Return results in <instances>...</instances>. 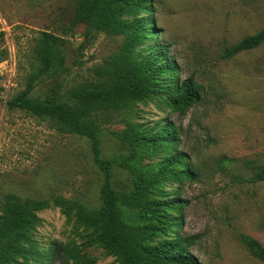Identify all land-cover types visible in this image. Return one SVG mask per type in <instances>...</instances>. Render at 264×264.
<instances>
[{"label": "rangeland", "instance_id": "1", "mask_svg": "<svg viewBox=\"0 0 264 264\" xmlns=\"http://www.w3.org/2000/svg\"><path fill=\"white\" fill-rule=\"evenodd\" d=\"M78 3L0 0V228L10 209L24 212V245L33 254L18 260L28 264H63L50 257L60 244L70 252L61 256L69 264H124L89 221L103 207L104 185L91 142L62 130L48 116L8 106L43 66L44 33L60 39L65 65L59 74L38 79L29 100L71 104L74 89L113 87L110 73L125 37L75 25ZM152 6V13L122 17L127 22L146 17L154 29L153 36L137 43L132 57L140 63L154 47L166 46V58L177 71L161 75V90L147 99L97 111L87 120L99 133L102 158L111 164L113 189L130 193L138 180L148 179L156 184L150 199L176 202L164 208V215L177 221L167 222L150 245L198 236L190 252L199 264H264L241 238L264 246V183L232 182L264 166V44L223 59L226 49L264 30V0H152ZM191 77L201 101L179 114L169 97L176 83ZM130 125L148 135L172 127L180 140L133 150L112 134ZM175 156H181L180 163L158 176ZM119 214L130 225L144 221L139 212L123 207Z\"/></svg>", "mask_w": 264, "mask_h": 264}, {"label": "trees", "instance_id": "2", "mask_svg": "<svg viewBox=\"0 0 264 264\" xmlns=\"http://www.w3.org/2000/svg\"><path fill=\"white\" fill-rule=\"evenodd\" d=\"M141 11L153 12L152 0H79L74 24H83L88 29L106 31L116 36H124L125 42L118 59L113 64L110 77L113 87L103 85L101 88L74 89L71 92V104L50 105L28 99L34 83L42 76L52 73L59 74L65 65V56L58 47L60 39L52 34L44 33L39 56L43 66L30 79L27 90L8 103L11 108H21L37 116H48L57 122L62 130L86 137L91 142L94 162L104 176L102 187L103 207L92 213L89 221L103 233L105 243L117 251L124 264H199L192 256L190 248L198 240V236L181 237L166 240L157 245L150 242L159 233L164 232L167 222L177 221L164 215V208L173 207L176 202H164L150 199L155 190L152 180L140 179L130 193H119L113 189L111 164L101 156V144L97 129L87 120L97 111H117L131 103L143 101L154 95L158 87V78L164 74H173L177 67L171 58H166L168 47H154L143 62L137 63L133 49L142 39L154 35V29L146 17L133 22L123 21L126 13L138 14ZM264 44V30L253 36H247L235 46L226 49L223 59L229 60L237 55L254 50ZM161 90V89H160ZM166 90V89H165ZM164 90V91H165ZM170 102L174 111L186 114L201 101V94L193 77L176 83ZM118 139L129 143L133 150L142 146L159 148L167 144L179 142V137L172 129L166 127L154 135L139 131V126L130 125L121 133H112ZM181 156L169 159L162 166L158 176L171 173V168L179 164ZM188 178H193L190 171H183ZM232 182L239 185H257L264 183V166L249 178H234ZM185 206L187 201L183 202ZM139 212L144 219L142 224L130 225L121 218L119 208ZM4 225L0 228V259L3 264H28L26 261L32 252L26 249V236L22 231L24 212L19 208L10 209ZM249 252L264 263V246L257 240L242 236ZM69 250L62 244L56 245L52 254V263L59 261L69 264V259L62 261L61 256L69 255Z\"/></svg>", "mask_w": 264, "mask_h": 264}]
</instances>
